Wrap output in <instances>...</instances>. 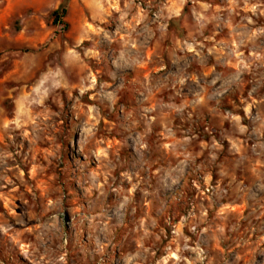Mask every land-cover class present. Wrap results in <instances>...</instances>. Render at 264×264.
<instances>
[{
    "label": "rangeland",
    "instance_id": "374dc122",
    "mask_svg": "<svg viewBox=\"0 0 264 264\" xmlns=\"http://www.w3.org/2000/svg\"><path fill=\"white\" fill-rule=\"evenodd\" d=\"M0 0V264H264V0Z\"/></svg>",
    "mask_w": 264,
    "mask_h": 264
},
{
    "label": "trees",
    "instance_id": "16d2710c",
    "mask_svg": "<svg viewBox=\"0 0 264 264\" xmlns=\"http://www.w3.org/2000/svg\"><path fill=\"white\" fill-rule=\"evenodd\" d=\"M71 0H63V3L59 10L54 13V19L56 24L63 25L66 29L69 28V24L65 21L66 17L68 16V7Z\"/></svg>",
    "mask_w": 264,
    "mask_h": 264
}]
</instances>
